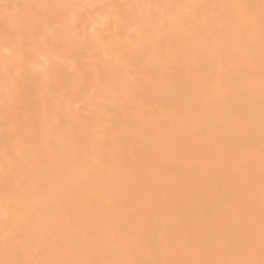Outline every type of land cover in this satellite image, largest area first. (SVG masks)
I'll use <instances>...</instances> for the list:
<instances>
[{
    "label": "bare ground",
    "instance_id": "6f19581e",
    "mask_svg": "<svg viewBox=\"0 0 264 264\" xmlns=\"http://www.w3.org/2000/svg\"><path fill=\"white\" fill-rule=\"evenodd\" d=\"M0 264H264V0H0Z\"/></svg>",
    "mask_w": 264,
    "mask_h": 264
}]
</instances>
